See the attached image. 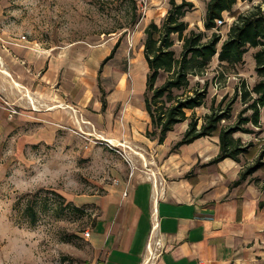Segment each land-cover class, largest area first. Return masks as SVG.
I'll use <instances>...</instances> for the list:
<instances>
[{
	"label": "rangeland",
	"instance_id": "obj_1",
	"mask_svg": "<svg viewBox=\"0 0 264 264\" xmlns=\"http://www.w3.org/2000/svg\"><path fill=\"white\" fill-rule=\"evenodd\" d=\"M198 1L200 7L187 16L188 30L205 31L204 40L216 31L219 48L238 14L256 5L264 10V0H238L224 13V23L206 29V7ZM135 13L133 0H0V264H100L84 231H92L101 199L126 190L140 156L139 147L125 143L123 131L121 141L108 140L111 114L124 129V99L114 96L120 84L128 90L127 101L144 100L147 72H130L140 44L134 33L141 20L131 25ZM173 38L180 57L183 42ZM117 41L123 51L118 47L102 65ZM256 50L250 47L240 63H222L215 55L207 68L193 67L199 73L191 86L208 84L204 106L195 109L199 123L212 105L218 112L230 105L232 116L221 124H235L245 106L241 88L259 79ZM52 53L64 59L55 66L53 61L55 73L47 77L43 56ZM245 126L253 131L235 134L252 137L243 141L253 144L242 155L250 164L264 150V125ZM257 174L263 180L264 167Z\"/></svg>",
	"mask_w": 264,
	"mask_h": 264
},
{
	"label": "crops",
	"instance_id": "obj_2",
	"mask_svg": "<svg viewBox=\"0 0 264 264\" xmlns=\"http://www.w3.org/2000/svg\"><path fill=\"white\" fill-rule=\"evenodd\" d=\"M192 1L195 11L202 2ZM203 5L206 7L204 0ZM169 7V0H147L141 27L134 33L135 43L140 40V44L130 72L136 67L148 72L144 29L151 21L159 23L160 14ZM188 14L185 19L191 24ZM118 49L121 54L124 46ZM43 57L49 64L46 76L51 77L55 73L51 70L53 61L55 66L59 58L62 64L64 57L55 53ZM127 93L124 84L114 91V96L124 99L120 110L125 123L122 129L119 119L111 114L108 135L121 141L123 131L125 143L139 147L140 156L135 177L126 182V190L112 192L98 202L101 213L90 237L100 264H264V206L259 205L264 197V179L258 180L259 170L234 184L248 163L242 156L240 161L226 157L211 163L220 150L217 135L199 137L172 151L188 122L176 124L160 143L146 134L151 124L144 100L137 102L132 97L127 101ZM113 102L108 101L109 112ZM132 130L138 133L135 139ZM234 135L242 142L252 139ZM156 242L162 247L155 252Z\"/></svg>",
	"mask_w": 264,
	"mask_h": 264
},
{
	"label": "trees",
	"instance_id": "obj_3",
	"mask_svg": "<svg viewBox=\"0 0 264 264\" xmlns=\"http://www.w3.org/2000/svg\"><path fill=\"white\" fill-rule=\"evenodd\" d=\"M252 1V0H245ZM238 0H207L204 26L213 29L217 20L225 12H231ZM136 13L132 19L135 25L142 17L139 0H133ZM170 7L162 22L151 21L144 29L145 40L143 53L148 67L146 75V89L144 92L145 110L150 117L151 129L146 131L150 137L157 138L162 143L168 132L176 124L188 121V127L181 137L173 144L171 150L178 149L185 143H190L202 136L217 135L219 137V153L212 159L218 162L226 157L240 161V156L249 153L252 143L243 144L240 137H235L238 131L252 132L247 124L261 126V112L264 110V10L256 5L247 13L237 15L235 22L230 26L227 38L218 44L221 36L216 31L205 39V31H196L189 28L185 19L187 12L194 9L192 0H169ZM188 30V34L185 32ZM176 34L183 42L180 57L176 56L173 48ZM119 42L117 41L111 52L103 59L102 65L113 57ZM250 47L257 48L254 53L255 70L259 79L249 88L245 84L240 90V96L245 106L238 113L235 124L223 126L221 121L232 116L229 105L225 110L218 112L212 105L211 111L204 114V120L199 123L200 117L195 109L204 106L208 93V84L201 88L191 86V77L199 72L193 70L207 68L213 57L218 56L222 63L236 64L244 61V54ZM163 72L168 75L161 84L157 80ZM106 105V101H102ZM188 111H192L188 114ZM251 111L250 114H245ZM264 167V150L250 164H246L240 177L234 184H240L255 171ZM264 191V186H263ZM264 206V197L259 202Z\"/></svg>",
	"mask_w": 264,
	"mask_h": 264
},
{
	"label": "built area",
	"instance_id": "obj_4",
	"mask_svg": "<svg viewBox=\"0 0 264 264\" xmlns=\"http://www.w3.org/2000/svg\"><path fill=\"white\" fill-rule=\"evenodd\" d=\"M140 2V11L145 13L147 10V0H139ZM224 18H220L217 20V25H221L222 23H224ZM84 235L86 237H90L91 236V231L89 229L84 231ZM157 244L155 245L156 250H154L155 252L157 251V249H159L160 247H162V245H160V242H156ZM154 251L151 249V254L154 255Z\"/></svg>",
	"mask_w": 264,
	"mask_h": 264
},
{
	"label": "bare ground",
	"instance_id": "obj_5",
	"mask_svg": "<svg viewBox=\"0 0 264 264\" xmlns=\"http://www.w3.org/2000/svg\"><path fill=\"white\" fill-rule=\"evenodd\" d=\"M15 83H16V82H15ZM16 84H17V83H16ZM20 86H21V85H20ZM28 93H29V92H28ZM28 97H29V96H28ZM34 105H35V104H34ZM34 105H33V106H34ZM37 109H38V108H37ZM108 140H113V139H112V138H110V139L108 138ZM112 142H113V141H112ZM134 153H136V152H134ZM141 159H142V158H141ZM142 161H143V160H142Z\"/></svg>",
	"mask_w": 264,
	"mask_h": 264
}]
</instances>
